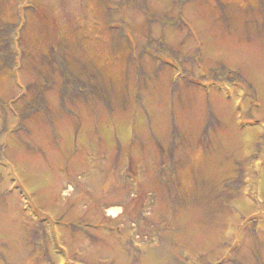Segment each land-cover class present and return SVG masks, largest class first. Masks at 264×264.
Masks as SVG:
<instances>
[{
    "label": "rangeland",
    "instance_id": "obj_1",
    "mask_svg": "<svg viewBox=\"0 0 264 264\" xmlns=\"http://www.w3.org/2000/svg\"><path fill=\"white\" fill-rule=\"evenodd\" d=\"M28 3L0 100L60 82L55 43L78 80L5 109L0 264H264V0H0V26Z\"/></svg>",
    "mask_w": 264,
    "mask_h": 264
},
{
    "label": "trees",
    "instance_id": "obj_2",
    "mask_svg": "<svg viewBox=\"0 0 264 264\" xmlns=\"http://www.w3.org/2000/svg\"><path fill=\"white\" fill-rule=\"evenodd\" d=\"M32 12L33 14L39 13L40 9L36 4L28 3L24 9L17 10V22H7L3 23L0 26V75L4 71H10L11 75L14 73L15 75H19L20 71L24 70L23 59L25 56V51L21 49V36L24 30L27 27V16L24 13ZM21 11V12H20ZM24 13V14H22ZM21 16H25L22 19ZM21 19V20H20ZM51 48H49L48 56L44 55V60L47 64H50V67H55L59 72L60 82L52 83V77H45L46 86L44 90H40L39 84L35 81L30 84H22L20 83L19 78L16 80L17 86L19 88H24L25 91L20 90V93L10 98L7 101L0 100V121L2 126L0 128V134L5 131V125L8 123L6 118V107L8 111L12 113L14 116V120L16 123L21 124V121H28L32 119L35 115L44 113L46 114L48 109V104H46L45 98L43 97L46 92H50L55 90V84L60 85L57 89V93L59 95L60 101L63 102L65 100L66 94L65 92L69 91L72 85L75 84L76 80H78L74 75L70 74L66 68V64L63 59V52L59 48V43L53 44ZM82 68L86 71L87 69L82 66ZM42 76V73L40 74ZM88 77L91 82L94 81L95 77L92 73H88ZM57 80V79H56ZM22 84V85H21ZM38 86V88H37ZM32 91V92H31ZM32 94L33 98L28 95ZM74 98H79V95H73ZM21 107H19V105ZM16 104V106H15ZM22 112L24 114L20 115ZM19 130L17 127H13L11 131L16 132Z\"/></svg>",
    "mask_w": 264,
    "mask_h": 264
}]
</instances>
